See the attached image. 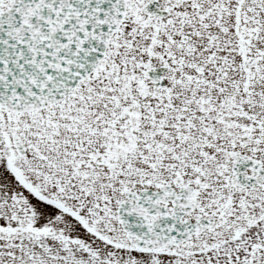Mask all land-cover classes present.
Returning <instances> with one entry per match:
<instances>
[{
  "label": "snow or ice",
  "instance_id": "obj_1",
  "mask_svg": "<svg viewBox=\"0 0 264 264\" xmlns=\"http://www.w3.org/2000/svg\"><path fill=\"white\" fill-rule=\"evenodd\" d=\"M0 264H264V0H0Z\"/></svg>",
  "mask_w": 264,
  "mask_h": 264
}]
</instances>
